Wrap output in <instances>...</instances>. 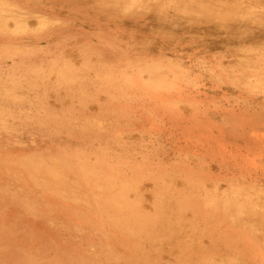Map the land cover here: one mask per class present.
<instances>
[{"label": "rangeland", "instance_id": "374dc122", "mask_svg": "<svg viewBox=\"0 0 264 264\" xmlns=\"http://www.w3.org/2000/svg\"><path fill=\"white\" fill-rule=\"evenodd\" d=\"M146 1L0 0V163L169 199L203 235L172 264H264V0H217L228 23L168 7L173 31Z\"/></svg>", "mask_w": 264, "mask_h": 264}, {"label": "bare ground", "instance_id": "6f19581e", "mask_svg": "<svg viewBox=\"0 0 264 264\" xmlns=\"http://www.w3.org/2000/svg\"><path fill=\"white\" fill-rule=\"evenodd\" d=\"M154 1H146V10L164 17L160 24L169 31H173L172 25H168L171 23L167 15L169 8L176 15L194 10L205 18L220 12L226 23L238 16L237 11L221 10L217 0ZM65 70L62 66L56 67L53 76ZM69 97L74 104L83 102ZM6 162L0 163V172L10 175L0 178V264H172V259L190 260L189 256L197 253L193 245L178 248L174 243L180 235H185L188 242L189 237L200 240L203 235L195 225L183 231L186 227L183 211H177L169 199L144 201L140 193L112 194L110 188L101 185L80 197L77 190L69 189L61 195L63 188L53 180L61 176L65 181L63 177L70 174L64 171L65 161L60 168L23 162L25 174H21L20 166ZM84 166L85 163L79 162L76 167ZM29 180L43 183L29 189L26 187ZM50 193L60 196H49ZM74 198H78L76 204ZM84 231L88 234L83 240ZM75 240L80 243L90 240L93 245L81 244L82 247L75 249L74 246H79ZM199 252L200 257L208 254L204 249ZM195 256L200 258L198 254Z\"/></svg>", "mask_w": 264, "mask_h": 264}]
</instances>
